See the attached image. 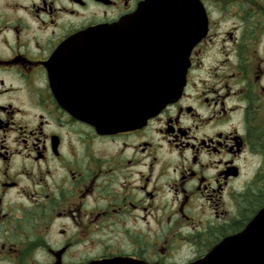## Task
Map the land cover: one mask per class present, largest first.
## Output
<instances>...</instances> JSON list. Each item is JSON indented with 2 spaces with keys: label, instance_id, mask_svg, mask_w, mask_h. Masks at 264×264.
<instances>
[{
  "label": "flooded vegetation",
  "instance_id": "af4514ba",
  "mask_svg": "<svg viewBox=\"0 0 264 264\" xmlns=\"http://www.w3.org/2000/svg\"><path fill=\"white\" fill-rule=\"evenodd\" d=\"M144 1L0 0V264H190L264 210V0L169 1L180 97L125 132L74 116L115 48L62 47Z\"/></svg>",
  "mask_w": 264,
  "mask_h": 264
},
{
  "label": "water",
  "instance_id": "95a60500",
  "mask_svg": "<svg viewBox=\"0 0 264 264\" xmlns=\"http://www.w3.org/2000/svg\"><path fill=\"white\" fill-rule=\"evenodd\" d=\"M165 6L166 0H146L132 20L87 30L68 44V48L82 42L87 48H115L114 55H94L101 64L96 69L99 94L92 102L89 95L90 102L78 103L75 116L101 132H120L141 126L177 100L185 85L190 48L178 46L174 31L166 35L165 19H160ZM134 26L146 28L141 32ZM91 264L144 263L115 258ZM191 264H264V211L243 232Z\"/></svg>",
  "mask_w": 264,
  "mask_h": 264
}]
</instances>
